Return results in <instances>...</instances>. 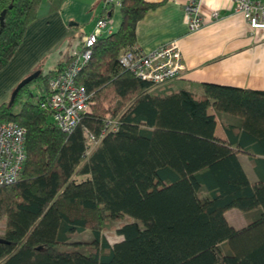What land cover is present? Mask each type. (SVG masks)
Masks as SVG:
<instances>
[{"label": "trees", "instance_id": "16d2710c", "mask_svg": "<svg viewBox=\"0 0 264 264\" xmlns=\"http://www.w3.org/2000/svg\"><path fill=\"white\" fill-rule=\"evenodd\" d=\"M60 1L0 0V69L25 26ZM153 5L120 0L118 26L97 35L74 77L92 102L72 129H60L40 105L51 91L49 76L69 59L36 75L43 92L35 98L14 109L24 84L0 103V121L25 128L19 174L0 184V264H264V90L209 82L198 94L150 90L153 83L123 69L118 57ZM210 104L241 114L247 141L258 146L215 137ZM105 112L118 123L99 137ZM239 152L255 156V180ZM230 207L241 210L244 225L226 220ZM110 219L121 235L113 243L102 233ZM83 229L91 240L69 241Z\"/></svg>", "mask_w": 264, "mask_h": 264}, {"label": "crops", "instance_id": "0c3cea01", "mask_svg": "<svg viewBox=\"0 0 264 264\" xmlns=\"http://www.w3.org/2000/svg\"><path fill=\"white\" fill-rule=\"evenodd\" d=\"M147 1L154 5L135 22L134 43L141 50L148 51L176 39L183 63L177 77L153 84L150 90L169 92L185 88L198 94L202 91V82L264 90V27L251 28L242 13L234 9L233 3L220 8L219 15L214 18L203 17V23L197 29L188 31L182 16L183 0ZM219 1L199 0V7L205 15L217 7ZM251 1L259 15L264 0ZM110 6L103 0H61L56 9L31 20L25 26L15 51L0 69V103L9 99L12 88L25 75L35 69L45 74L57 62L68 60L97 18L110 14L108 20L112 30L115 29L120 13L118 7ZM37 88L39 93L43 92L41 87ZM206 111L213 114L215 137L236 141L244 139L241 147L245 149L258 146L256 139L247 141L251 134L243 131L241 114L217 110L212 104ZM254 157L244 152L237 153L251 181L257 178L253 168Z\"/></svg>", "mask_w": 264, "mask_h": 264}, {"label": "built area", "instance_id": "2783aa9c", "mask_svg": "<svg viewBox=\"0 0 264 264\" xmlns=\"http://www.w3.org/2000/svg\"><path fill=\"white\" fill-rule=\"evenodd\" d=\"M103 1L114 7L120 5V0ZM228 3H233L234 9L242 13L251 28L264 27V4L260 6L257 15L251 0H220L217 7H213L204 15L199 7V0H183L182 16L187 30L197 29L203 23V17L218 16L220 8H225ZM111 30L112 25L107 18H97L91 31L84 34L78 47L72 50L68 63L59 72L49 76L48 85L51 91L40 105L50 110L54 123L60 129H72L78 123L81 114L89 110L92 102L90 93L86 92L82 85L75 84L74 77L88 60L91 45L97 35L102 32L109 33ZM118 62L123 69L153 84L177 77L183 67L176 39L159 44L148 51H143L132 43L121 51ZM104 118L99 137L117 127V117ZM87 136L89 141L95 142L91 134ZM24 138L25 128L22 125L12 120L0 121V184L10 183L18 176L25 157Z\"/></svg>", "mask_w": 264, "mask_h": 264}, {"label": "rangeland", "instance_id": "374dc122", "mask_svg": "<svg viewBox=\"0 0 264 264\" xmlns=\"http://www.w3.org/2000/svg\"><path fill=\"white\" fill-rule=\"evenodd\" d=\"M45 1V0H43ZM39 77H34L30 81H28L23 89L19 91L16 101L14 102V109L17 108L20 100H24L26 98L33 99L39 93V89L36 86V82H39ZM33 94V95H31ZM9 100V99H8ZM7 100V101H8ZM104 116H110V112H105ZM93 147V143L89 146L88 150H91ZM88 150L86 152H88ZM86 175H77L75 179L84 178ZM225 218L226 220L234 227H240L246 223V218L244 217L241 210L236 207H230L228 210H225ZM118 226V222L110 219L106 224V228L103 230V235L109 243H113L119 239H121V235L116 232L115 228ZM3 223L0 222V232H2ZM92 235L90 231L87 229H83L79 232H75L71 234L69 237V241H89L91 240Z\"/></svg>", "mask_w": 264, "mask_h": 264}, {"label": "water", "instance_id": "95a60500", "mask_svg": "<svg viewBox=\"0 0 264 264\" xmlns=\"http://www.w3.org/2000/svg\"><path fill=\"white\" fill-rule=\"evenodd\" d=\"M3 13V10L1 11ZM0 25H2V15L0 16ZM39 73V69H35L29 74L22 77L12 88L10 94H9V102L12 101L15 93L18 91L19 88H21L24 84H26L28 81H30L32 78L36 77V75ZM4 241V239L0 238V241Z\"/></svg>", "mask_w": 264, "mask_h": 264}]
</instances>
